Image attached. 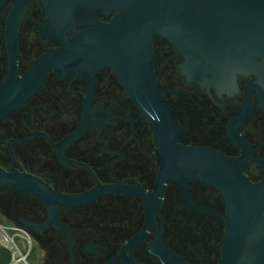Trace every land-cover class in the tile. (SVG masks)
Instances as JSON below:
<instances>
[{
    "label": "flooded vegetation",
    "instance_id": "flooded-vegetation-1",
    "mask_svg": "<svg viewBox=\"0 0 264 264\" xmlns=\"http://www.w3.org/2000/svg\"><path fill=\"white\" fill-rule=\"evenodd\" d=\"M17 1L0 0V84L9 74L41 72L43 57L88 21L56 30L40 0L22 3L16 15ZM151 50L158 93L180 128L176 144L239 159L252 183L264 178V60L254 57L232 78L195 72L159 33ZM164 158L163 143L109 64L82 50L53 65L28 100L0 117V167L60 196L0 188L1 228L26 243L22 250L13 241L17 255L10 251L7 264H218L227 207L221 188L176 170L173 153L168 174L177 176L164 178ZM100 187L86 202L66 199Z\"/></svg>",
    "mask_w": 264,
    "mask_h": 264
},
{
    "label": "water",
    "instance_id": "water-1",
    "mask_svg": "<svg viewBox=\"0 0 264 264\" xmlns=\"http://www.w3.org/2000/svg\"><path fill=\"white\" fill-rule=\"evenodd\" d=\"M14 8L16 15L22 3ZM44 15L56 30L78 27L72 41L48 52L39 66L22 77L8 75L0 84V117L28 100L37 90L44 73L58 62L89 50L93 60L109 64L123 87L149 120L165 147L167 157L176 155V170L183 175L218 185L227 203L221 217L226 221L223 248L218 264H264V178L250 182L236 167L239 159L214 150L176 144L179 126L158 93L159 84L151 66V41L159 33L170 39L187 58L195 72L234 77L264 60V0H40ZM107 23L89 24L102 15ZM89 36L91 40H84ZM93 38V39H92ZM38 75V76H37ZM37 76V77H35ZM180 166V167H179ZM16 188L41 198L60 196L46 190L32 176L0 167V188ZM96 188L68 196L82 203L97 195Z\"/></svg>",
    "mask_w": 264,
    "mask_h": 264
},
{
    "label": "rangeland",
    "instance_id": "rangeland-1",
    "mask_svg": "<svg viewBox=\"0 0 264 264\" xmlns=\"http://www.w3.org/2000/svg\"><path fill=\"white\" fill-rule=\"evenodd\" d=\"M1 224H2V222H0V249H4V251H6V252L8 251L9 254H10V247L9 246L13 245V243H12V241L5 239V235L2 232V230H1V229H4V228H1L2 227ZM5 232L9 235L10 238H13V241L18 246H20V248L22 250L26 248V243L23 240H21V238L13 236L11 233L7 232L6 230H5Z\"/></svg>",
    "mask_w": 264,
    "mask_h": 264
},
{
    "label": "trees",
    "instance_id": "trees-1",
    "mask_svg": "<svg viewBox=\"0 0 264 264\" xmlns=\"http://www.w3.org/2000/svg\"><path fill=\"white\" fill-rule=\"evenodd\" d=\"M3 250L4 249H2V256H1V259H0V264H7L10 261V254L7 251L6 255H5Z\"/></svg>",
    "mask_w": 264,
    "mask_h": 264
},
{
    "label": "built area",
    "instance_id": "built-area-1",
    "mask_svg": "<svg viewBox=\"0 0 264 264\" xmlns=\"http://www.w3.org/2000/svg\"><path fill=\"white\" fill-rule=\"evenodd\" d=\"M5 235V234H4ZM5 239L6 240H10V241H12V243H13V245H10L9 247H10V251L12 252V255L13 256H16L17 255V246H16V244L13 242V240H11L10 238H8L6 235H5ZM21 257V256H20Z\"/></svg>",
    "mask_w": 264,
    "mask_h": 264
}]
</instances>
